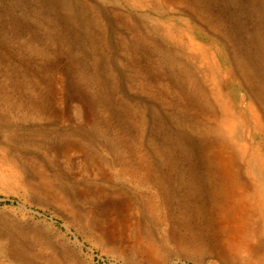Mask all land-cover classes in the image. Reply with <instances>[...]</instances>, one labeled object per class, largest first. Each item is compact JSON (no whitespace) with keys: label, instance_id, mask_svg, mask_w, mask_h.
I'll return each mask as SVG.
<instances>
[{"label":"rangeland","instance_id":"1","mask_svg":"<svg viewBox=\"0 0 264 264\" xmlns=\"http://www.w3.org/2000/svg\"><path fill=\"white\" fill-rule=\"evenodd\" d=\"M199 89L264 126V0H0V264H264Z\"/></svg>","mask_w":264,"mask_h":264},{"label":"bare ground","instance_id":"2","mask_svg":"<svg viewBox=\"0 0 264 264\" xmlns=\"http://www.w3.org/2000/svg\"><path fill=\"white\" fill-rule=\"evenodd\" d=\"M191 50L198 52L203 59L209 57L208 51L197 44L194 40L191 39ZM216 87H219L216 82H214ZM197 96L200 99V104L204 109H209L210 115L207 116L209 120L215 122L216 128L214 130L217 142L224 147L223 155L227 157L229 155V150L232 149V153L237 158H246L249 160L250 164L257 165V168H263L264 166V126H261L260 119L258 115H255L253 112L254 102L257 101L256 95L250 92V105L246 107V111L251 113L253 123L256 126L254 131H251L246 122L242 117L238 116L232 108L228 105V102L224 98L223 94L219 92L217 98L213 99V103L210 102V92L200 89L197 91ZM218 108V109H217ZM250 115V114H249ZM258 129L260 131H258ZM257 130V131H256ZM252 137V139H251ZM256 137H260L262 142H260L259 149L254 148V143ZM234 150V152H233ZM254 174H257L253 171ZM242 206L245 209L251 207L249 200L246 198H241ZM242 233H245L241 229ZM236 239V238H235ZM231 243L233 245L229 251L236 253L238 250H244L249 252L250 247L246 241L242 239H236ZM250 264V263H249Z\"/></svg>","mask_w":264,"mask_h":264}]
</instances>
